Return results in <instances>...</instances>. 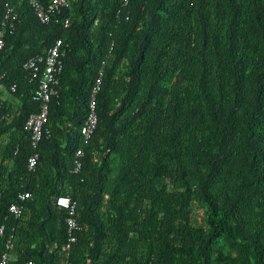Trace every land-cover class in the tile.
<instances>
[{
    "label": "trees",
    "instance_id": "trees-1",
    "mask_svg": "<svg viewBox=\"0 0 264 264\" xmlns=\"http://www.w3.org/2000/svg\"><path fill=\"white\" fill-rule=\"evenodd\" d=\"M7 5L18 17L0 52V256L13 234L12 264L37 263L44 235L52 264H264V0H70L49 23L28 0H0V21ZM58 38L50 133L29 169L39 75L24 63ZM62 194L81 225L69 245Z\"/></svg>",
    "mask_w": 264,
    "mask_h": 264
},
{
    "label": "built area",
    "instance_id": "built-area-1",
    "mask_svg": "<svg viewBox=\"0 0 264 264\" xmlns=\"http://www.w3.org/2000/svg\"><path fill=\"white\" fill-rule=\"evenodd\" d=\"M31 7L34 9L36 16L42 23H49L56 14L62 13L66 8L70 7V0H28ZM17 13L14 9L7 5L4 17L0 21V52L5 45V32L8 27L12 28L17 20ZM65 25H69V18L65 20ZM68 50V44H65L62 38H58L55 43L50 46L43 54H38L30 57L25 63L24 68L30 73V79L39 75L38 87L34 91V99L40 101V110L31 113L25 123V129L30 132L31 142L34 152L28 159L29 169H34L39 160L38 146L43 136L50 133L46 128V123L49 117V105L53 95L57 93V85L60 81V74L63 70V57ZM103 69L99 71L96 83L93 86L91 98L89 101V111L86 120L81 128L83 142L88 144L95 132L99 118L97 113V95L102 82ZM15 90V85L12 86ZM1 94V92H0ZM84 156L83 147L76 151L73 172H78L82 167V158ZM30 196L29 192L19 194L20 201H24ZM57 205L66 208L68 216L66 219L68 225V245L76 241L75 232L81 228L78 215L77 203L72 200L70 195L62 194L55 198ZM9 212L19 218L23 214V204L14 202L9 207ZM5 226L0 228V234L3 233ZM14 249V236L11 234L5 242V248L0 256V264H12L14 259L12 250ZM25 264H36L30 259Z\"/></svg>",
    "mask_w": 264,
    "mask_h": 264
},
{
    "label": "crops",
    "instance_id": "crops-1",
    "mask_svg": "<svg viewBox=\"0 0 264 264\" xmlns=\"http://www.w3.org/2000/svg\"><path fill=\"white\" fill-rule=\"evenodd\" d=\"M6 135L3 136L2 140H6ZM54 247V244H50L47 240V238L44 235V241L41 244V250H40V259L36 264H52L53 259V253L52 248ZM90 260H87V263L89 264Z\"/></svg>",
    "mask_w": 264,
    "mask_h": 264
},
{
    "label": "rangeland",
    "instance_id": "rangeland-1",
    "mask_svg": "<svg viewBox=\"0 0 264 264\" xmlns=\"http://www.w3.org/2000/svg\"><path fill=\"white\" fill-rule=\"evenodd\" d=\"M201 210L200 209H198V213H199V216H201V214H202V212H200Z\"/></svg>",
    "mask_w": 264,
    "mask_h": 264
}]
</instances>
